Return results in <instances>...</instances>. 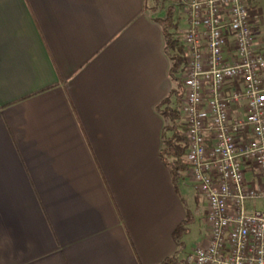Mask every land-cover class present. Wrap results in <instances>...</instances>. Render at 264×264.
<instances>
[{"label": "crops", "instance_id": "0c3cea01", "mask_svg": "<svg viewBox=\"0 0 264 264\" xmlns=\"http://www.w3.org/2000/svg\"><path fill=\"white\" fill-rule=\"evenodd\" d=\"M247 2L264 48V0ZM154 6L0 0V264L176 254L189 177L162 156L160 105L177 89Z\"/></svg>", "mask_w": 264, "mask_h": 264}, {"label": "built area", "instance_id": "2783aa9c", "mask_svg": "<svg viewBox=\"0 0 264 264\" xmlns=\"http://www.w3.org/2000/svg\"><path fill=\"white\" fill-rule=\"evenodd\" d=\"M186 10L180 107L187 176L206 235L186 264H264V48L247 0H171Z\"/></svg>", "mask_w": 264, "mask_h": 264}, {"label": "trees", "instance_id": "16d2710c", "mask_svg": "<svg viewBox=\"0 0 264 264\" xmlns=\"http://www.w3.org/2000/svg\"><path fill=\"white\" fill-rule=\"evenodd\" d=\"M166 1L171 0H155V6L151 10H165L164 17L157 18L156 21L161 25L164 33L165 51L171 61L170 74L172 80L177 84V90H174L171 95L166 97L160 105V107H162V114L167 121V125L163 129L162 156L166 160V164L175 181L182 175V173H186L189 168V165L185 161V128L181 122L180 113L183 95L180 74L185 63V52L180 42V34L176 32L177 25L172 19L174 8L170 6L165 9L164 6ZM184 226L185 223L179 225L174 231V238L176 240L183 233ZM178 263L179 260L176 254L161 262V264ZM183 264H186V261H184Z\"/></svg>", "mask_w": 264, "mask_h": 264}, {"label": "rangeland", "instance_id": "374dc122", "mask_svg": "<svg viewBox=\"0 0 264 264\" xmlns=\"http://www.w3.org/2000/svg\"><path fill=\"white\" fill-rule=\"evenodd\" d=\"M171 1H166L164 8L172 6ZM255 13V12H254ZM257 14V13H255ZM162 15H164L162 13ZM173 21L177 25V33H181L185 30L187 24V15L185 8L176 7L173 11ZM261 33L264 35V26L261 29ZM173 88L177 89V84L173 81ZM166 124V122H164ZM186 174V173H185ZM182 173L183 176H185ZM180 188L185 200L188 203L190 209V218L185 223L184 231L180 237L176 240L177 242V257L179 260L178 264H183L184 261L191 255H193L195 248L203 241L206 235V225L204 223L206 212V202L194 189L193 183L189 179H183L180 183ZM257 204V209L262 211L264 209V200L258 201H247V205Z\"/></svg>", "mask_w": 264, "mask_h": 264}]
</instances>
